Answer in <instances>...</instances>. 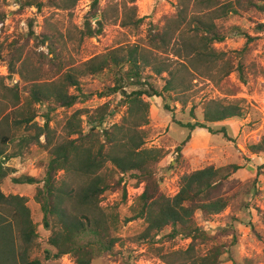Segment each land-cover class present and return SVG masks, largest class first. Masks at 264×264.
<instances>
[{"label":"trees","instance_id":"16d2710c","mask_svg":"<svg viewBox=\"0 0 264 264\" xmlns=\"http://www.w3.org/2000/svg\"><path fill=\"white\" fill-rule=\"evenodd\" d=\"M77 1L50 0L49 4L55 9L70 12ZM99 1L92 0L90 11L78 29L79 40L101 35L104 24L111 18L124 28L137 29L143 24V18L136 14V6L124 4L119 8L117 4H109V13L108 6L99 11ZM258 2L260 1L234 0L225 3L220 0H176L173 13L164 17L160 29L150 23L145 45H121L79 65L68 67L52 81H41L37 77L27 78V56L22 60L23 48L14 45L13 50L3 57V47L0 44V61H7L9 79H17V83L7 89L13 92L12 133L21 130L18 143L22 146L40 144L41 136H44L46 142L48 159L42 183L37 186L34 199L43 214L44 226L49 228L51 222L55 225L48 238V245L54 249L55 257L70 254L73 256V264H93L99 256L113 250L119 240L115 233L122 223L141 219L144 229L139 237L143 239L152 238L167 228L170 230L166 236L169 240L178 237L190 239L185 249H159L157 254L165 264L220 263V257L224 253V248L220 245H213L206 252L199 249V243L208 237L196 225L193 216L196 211L207 216L217 215L228 206L229 198L222 192V188L241 166L235 163L218 167L209 164L184 172L180 176L177 192L169 196L161 192L159 180L156 178L157 171L153 170L154 164L164 157L162 150L144 146V127L149 122V101L153 97L166 100L171 93L178 94L187 90L188 86L179 79L181 71L187 68V62L194 60L210 66L220 63L224 77L236 72L245 82L242 77L244 64L241 61L234 63L231 58H226L214 44L225 39L227 31L221 21L227 16L252 8H260L264 13V0H261L262 5H258ZM27 5L34 6V3L28 2ZM42 6V1L36 3L37 9ZM93 18H97L96 21L92 22ZM0 19H5L4 13H1ZM257 28L264 33V23H258ZM42 36L50 41L48 54H52V58H47V61L52 65L58 64L64 45L60 43V39L56 44L52 43L53 35ZM249 38L247 36V40ZM246 46L247 44L244 47ZM160 53H171L176 65L158 59L157 54ZM145 69H149L155 76L165 74L162 77L164 84L160 89L144 79ZM110 70L114 71V75L102 97L117 95L121 105L125 106L120 121L108 127L104 126L115 113L107 104L93 110L76 109L67 116L64 124L67 136L54 142L51 119L44 115V121L39 125L36 121L39 115L36 106L46 104L49 108L47 112L56 108H72L79 101V93L77 95L70 90H81L80 80L83 77L96 76ZM20 85L28 92L24 101L19 96ZM130 86L137 88L126 91ZM163 105L170 111L167 102ZM9 115L2 117V126L5 124L3 122H9ZM82 115H86V119ZM242 115L243 110L236 103L210 99L203 108L202 121L178 122L189 132L176 145L177 156L181 154L195 129H205L211 134L222 132L225 135L224 129L213 130L207 124ZM83 120H86V130L82 128ZM8 142L9 135H0V185L11 171L5 165L6 162L15 156L7 153ZM263 151L264 134L258 143L250 146V152L254 155ZM173 162L174 164L168 162L170 164L167 168H175L178 160ZM109 165L112 166V171L108 172L110 176L107 173ZM246 167L250 172L257 170V174L264 173V162L259 166L257 163H248ZM60 171L62 174L58 175ZM132 180H135L133 184L136 186L143 182L144 188L142 193L134 197L129 207L130 216L120 217L116 206L108 209L102 207V196L117 190L121 191L126 203L124 183ZM13 181L18 184L38 183L36 178L28 175L13 178ZM14 234L17 243L13 242ZM84 236L89 238L82 242ZM36 239V227L30 217L26 198L5 195L0 187V243L3 245L0 246V253L16 255L20 264H42L39 259L28 258V251ZM135 262L127 264H136Z\"/></svg>","mask_w":264,"mask_h":264},{"label":"rangeland","instance_id":"374dc122","mask_svg":"<svg viewBox=\"0 0 264 264\" xmlns=\"http://www.w3.org/2000/svg\"><path fill=\"white\" fill-rule=\"evenodd\" d=\"M38 1L43 2L41 9L36 7ZM49 1L0 0V15L5 14V19H0L2 56L12 51L14 45L23 48L22 60L27 56L28 65L25 76L37 77L41 81H52L68 67L79 65L87 59L121 45H145L150 23L155 25L156 29H160L164 17L173 13L176 3V0H100L99 11L109 4H117L119 8L124 4L136 6V14L143 18V24L137 29L124 28L111 18L104 24L101 35L79 40L78 29L83 18L90 11L92 0H78L75 8L70 12L50 7ZM220 1L226 3L234 0ZM259 1L258 5H262L261 0ZM28 2L34 3V6H28ZM108 10L111 13L109 6ZM96 19L93 18L92 22ZM221 22L227 33L224 41L215 43L214 47L223 52L226 58H231L234 63L241 61L244 64L242 77L245 82L236 72L224 77L220 63L210 66L194 60L187 62V68L179 74L180 81L188 86L187 90L178 94L171 93L166 100L153 97L149 101L151 109L149 122L144 127L146 130L144 146L162 150L164 157L159 163L154 164L153 170L157 171L156 178L159 180L161 192L169 196L177 192L180 176L184 172L203 168L209 164L218 167L235 163L241 166L222 188V192L229 198L228 206L213 216L203 215L200 211L194 213L196 225L201 227L208 237L207 240L199 241L198 247L202 252H206L213 245L224 248L219 264H264V173L257 174V170L250 172L246 167L248 163H257L259 166L262 161L264 162V151L258 155L250 152V146L258 143L264 134V33L259 32L257 28L258 23H264V13L260 8H252L240 11L239 14L229 15ZM31 31L33 34H30ZM43 34L53 35L52 43L56 44L60 39V43L64 45L59 63L56 65L47 61V58H52V54H48L50 41L44 38ZM247 36L250 37L249 40ZM246 44L247 46L244 47ZM157 56L161 61L176 65L171 53H160ZM8 75L7 61L2 59L0 61V135H9L7 153L15 156L5 164L11 171L2 180L1 191L5 195H19L26 198V205L37 232V239L28 251L29 260L39 259L42 264H73V256L66 254L57 258L54 249L48 245V238L55 225L51 222L49 228L44 226L43 214L34 199L36 188L42 183L48 150L45 148L44 136L40 137L38 145L22 146L18 143L21 130L12 133L13 92L7 89H11L12 85L17 83V79L11 80ZM113 75L114 71L110 70L96 76L83 77L80 80L81 90H70L71 93L77 95L79 93V101L72 108H56L47 112L49 108L46 104L37 105L36 111L39 114L37 123L42 125L44 115H47L51 119L53 141L58 142L67 136L64 124L67 116L76 109L93 110L107 104L109 109L115 112L109 118L110 125L119 122L125 106L121 105L117 95L102 97ZM162 77H165V74L155 76L149 69L144 71V79L151 81L158 89L164 84ZM136 88L130 86L126 91L130 92ZM18 92L21 101H24L28 92L22 85ZM210 99L236 103L242 108L243 115L207 124L213 130L224 129L225 135L222 132L211 134L206 130L210 134L207 148L190 150L187 144L179 156L173 154L168 158L170 163L178 160L175 168H167L170 163L165 157L177 151L176 145L189 132L178 122L202 121L203 108ZM164 102L168 103L170 111L165 109ZM6 114H10L9 122H3L5 124L2 126L1 119ZM82 116L86 119V115ZM82 128L86 130V120H83ZM109 171H112L111 165L107 168V173ZM61 174L60 171L58 175ZM27 175L36 178L38 183L18 184L13 181V178ZM108 175L110 176L109 173ZM133 183L135 180L124 183L126 193L127 189L134 193L136 188V193H142L144 183L141 182L138 186ZM126 198L125 203L120 190L108 192L102 196L100 204L105 209L116 206L120 217L130 216L129 207L135 198L131 197V200L127 196ZM143 229L141 219L122 223L115 233L119 240L113 250L99 256L93 264H127L135 261L136 264H165L157 254L159 249L165 251L185 249L190 242L189 238L182 237L167 239L166 236L170 231L168 228L158 235H153L152 238L143 239L139 237ZM13 238V242L17 243L16 236ZM88 238L84 236L82 242L87 241ZM0 246L3 245L0 243ZM0 264H20V261L16 255L0 253Z\"/></svg>","mask_w":264,"mask_h":264},{"label":"crops","instance_id":"0c3cea01","mask_svg":"<svg viewBox=\"0 0 264 264\" xmlns=\"http://www.w3.org/2000/svg\"><path fill=\"white\" fill-rule=\"evenodd\" d=\"M209 136H210V134H208L205 129H195L190 134V140L187 143L188 147L190 148V150L207 148V143L210 139ZM221 149H223V146ZM166 157H165V160H166ZM172 163H173V161H172Z\"/></svg>","mask_w":264,"mask_h":264},{"label":"built area","instance_id":"2783aa9c","mask_svg":"<svg viewBox=\"0 0 264 264\" xmlns=\"http://www.w3.org/2000/svg\"><path fill=\"white\" fill-rule=\"evenodd\" d=\"M109 125H110V120L108 119V120L106 121V123H105V126H109ZM173 154H177V152H171L170 155L166 157L167 162H170L168 158H171V155H173ZM262 163H263V161H262ZM139 188H140V187H139ZM136 192H137V188L135 189L134 193L128 191V189H127V197H128V199L131 200V197L134 198L136 195H139V194L136 193ZM131 194H132V195H131Z\"/></svg>","mask_w":264,"mask_h":264}]
</instances>
